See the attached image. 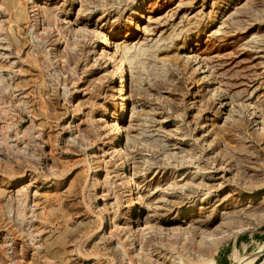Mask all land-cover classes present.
I'll list each match as a JSON object with an SVG mask.
<instances>
[{
  "label": "rangeland",
  "instance_id": "1",
  "mask_svg": "<svg viewBox=\"0 0 264 264\" xmlns=\"http://www.w3.org/2000/svg\"><path fill=\"white\" fill-rule=\"evenodd\" d=\"M261 248L264 0H0V264Z\"/></svg>",
  "mask_w": 264,
  "mask_h": 264
},
{
  "label": "bare ground",
  "instance_id": "2",
  "mask_svg": "<svg viewBox=\"0 0 264 264\" xmlns=\"http://www.w3.org/2000/svg\"><path fill=\"white\" fill-rule=\"evenodd\" d=\"M102 37H104V38H102V40L99 42V45L100 46L110 45L109 38L106 36H103V35H102ZM110 52H112V51H110ZM125 70H126L125 63L120 59L118 61V64L116 65L115 70H114V72H115L114 74H116V78H117L116 83L118 86L117 99H119L121 102L120 104H122V107L121 108L119 107V109L117 111V115L120 119L122 117H124V114H125L124 110H125V105L127 102V97H126V95H127V87H126L127 79L125 77ZM118 129H119V127H118ZM263 252H264V248L259 249L257 254H255V257L253 259H251L247 264L254 263L260 256H262ZM263 256H264V254H263Z\"/></svg>",
  "mask_w": 264,
  "mask_h": 264
}]
</instances>
